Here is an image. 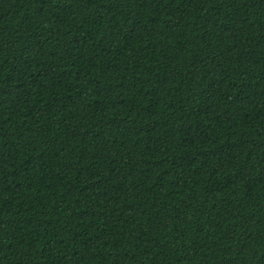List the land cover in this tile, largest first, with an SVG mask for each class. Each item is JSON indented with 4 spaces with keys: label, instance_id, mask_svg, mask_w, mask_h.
Masks as SVG:
<instances>
[{
    "label": "trees",
    "instance_id": "1",
    "mask_svg": "<svg viewBox=\"0 0 264 264\" xmlns=\"http://www.w3.org/2000/svg\"><path fill=\"white\" fill-rule=\"evenodd\" d=\"M0 264H264V0H0Z\"/></svg>",
    "mask_w": 264,
    "mask_h": 264
}]
</instances>
